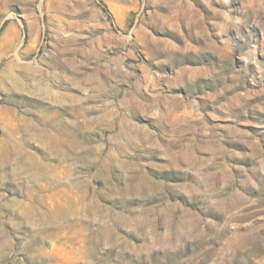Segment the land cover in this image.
<instances>
[{
	"label": "rangeland",
	"instance_id": "rangeland-1",
	"mask_svg": "<svg viewBox=\"0 0 264 264\" xmlns=\"http://www.w3.org/2000/svg\"><path fill=\"white\" fill-rule=\"evenodd\" d=\"M0 264H264V0H0Z\"/></svg>",
	"mask_w": 264,
	"mask_h": 264
}]
</instances>
